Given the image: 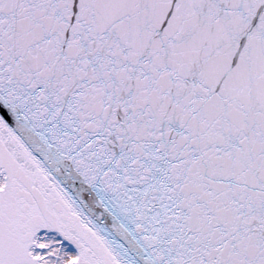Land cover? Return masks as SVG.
Returning <instances> with one entry per match:
<instances>
[{"label":"snow or ice","instance_id":"1","mask_svg":"<svg viewBox=\"0 0 264 264\" xmlns=\"http://www.w3.org/2000/svg\"><path fill=\"white\" fill-rule=\"evenodd\" d=\"M0 264H264V0H0Z\"/></svg>","mask_w":264,"mask_h":264}]
</instances>
